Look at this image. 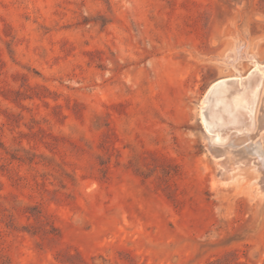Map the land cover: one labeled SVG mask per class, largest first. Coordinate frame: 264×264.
<instances>
[{
    "label": "rangeland",
    "instance_id": "rangeland-1",
    "mask_svg": "<svg viewBox=\"0 0 264 264\" xmlns=\"http://www.w3.org/2000/svg\"><path fill=\"white\" fill-rule=\"evenodd\" d=\"M0 264H264V0H0Z\"/></svg>",
    "mask_w": 264,
    "mask_h": 264
},
{
    "label": "bare ground",
    "instance_id": "bare-ground-1",
    "mask_svg": "<svg viewBox=\"0 0 264 264\" xmlns=\"http://www.w3.org/2000/svg\"><path fill=\"white\" fill-rule=\"evenodd\" d=\"M239 84L241 85V86H244L245 85V82H244V79H240L239 80ZM218 85V83L217 84H215V85H213L212 86V88L210 89V93L214 90V88L216 87ZM206 101V100H205ZM236 108H237V110H239V112H241V113H246L245 112V110L243 109V108H246L245 106V102H242V101H236ZM212 131H214V132H216V134H217V140H224V134H226L227 132H228V130L227 129H224V128H222V127H216V128H214Z\"/></svg>",
    "mask_w": 264,
    "mask_h": 264
}]
</instances>
